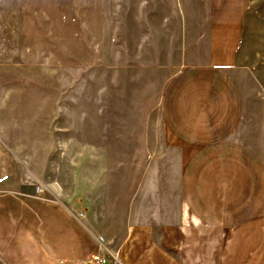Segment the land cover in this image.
<instances>
[{
	"label": "rangeland",
	"instance_id": "1",
	"mask_svg": "<svg viewBox=\"0 0 264 264\" xmlns=\"http://www.w3.org/2000/svg\"><path fill=\"white\" fill-rule=\"evenodd\" d=\"M227 1L241 22L231 70L243 96L239 136L264 161V0ZM146 4L0 0V127L8 131L0 140V188L26 186L79 206L84 196L134 179L175 184L179 151L157 144L166 134L160 95L188 61L190 42L206 55L209 35L147 32ZM138 95L147 98L144 124L152 125L155 144H97L145 136L146 129L136 131Z\"/></svg>",
	"mask_w": 264,
	"mask_h": 264
},
{
	"label": "crops",
	"instance_id": "2",
	"mask_svg": "<svg viewBox=\"0 0 264 264\" xmlns=\"http://www.w3.org/2000/svg\"><path fill=\"white\" fill-rule=\"evenodd\" d=\"M144 1L147 32L209 35L206 55L190 42L188 61L160 95L166 134L157 144L179 151L175 184L134 179L109 189L110 195L105 188L84 196L79 206L26 186L0 188V264H95L96 254L108 256L99 236L120 264H264V161L239 136L243 96L231 73L239 15L227 0ZM146 109L147 98L138 95L142 139L97 144H155L152 125L144 124ZM4 129L2 141L8 139Z\"/></svg>",
	"mask_w": 264,
	"mask_h": 264
},
{
	"label": "built area",
	"instance_id": "3",
	"mask_svg": "<svg viewBox=\"0 0 264 264\" xmlns=\"http://www.w3.org/2000/svg\"><path fill=\"white\" fill-rule=\"evenodd\" d=\"M98 241H99V245H100V251L107 252L108 248L105 246L104 237L103 236H99L98 237ZM110 256H112L114 258L115 264L119 263V258H118L117 253L116 254L111 253ZM93 261H94L95 264H107L108 263V258H107V256L99 253V254H96L94 256Z\"/></svg>",
	"mask_w": 264,
	"mask_h": 264
}]
</instances>
